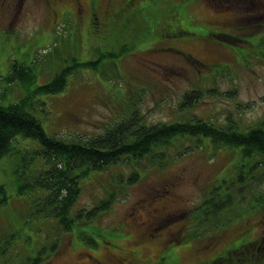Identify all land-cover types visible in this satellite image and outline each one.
<instances>
[{
    "label": "rangeland",
    "instance_id": "374dc122",
    "mask_svg": "<svg viewBox=\"0 0 264 264\" xmlns=\"http://www.w3.org/2000/svg\"><path fill=\"white\" fill-rule=\"evenodd\" d=\"M80 1L85 3L87 0ZM123 1L111 0L114 5H120ZM249 1L251 6L257 4L264 8V0ZM74 2L76 11L71 8ZM217 2L194 0L188 5V9L195 19L214 22L217 28L232 24L238 17L245 18L256 10L248 8L244 0H221L218 2L220 5H217ZM84 7L81 3L79 6L77 0H0V91H4L0 92V104L14 102L16 96L21 94V86L11 88L8 92L4 90L7 89L4 77L10 71L14 60L34 62L35 84L38 85L51 80L63 67L89 59L90 48L95 44L106 48L113 39L112 47H115V50L119 48V37L122 35L119 36L116 30H110L115 25H111V21L107 24L111 14L101 15L98 12V19L106 25H101L96 28L97 32L92 33L89 26L93 13ZM156 8L159 9V6ZM151 12L153 14L144 19L147 28L152 27V22L158 20L160 11ZM260 20L254 27L258 28L259 23L264 24V20ZM262 27L264 28V25ZM199 29L201 30V27ZM105 30L111 35H106ZM137 33L139 32H134V35L138 38ZM258 35L259 33H256L254 41ZM191 39L187 42L173 40L169 44L197 56L204 62L217 63L214 68L203 70V66L194 67L193 59L190 60L181 53L177 54L170 48L161 49L158 45L145 48L147 44L158 42V39L153 37L154 41L149 40V43L144 45L137 44L124 56L112 60L104 58V62L100 66L97 65L98 69L82 66L72 69L73 74L69 75L63 93L37 95L35 99L38 105L33 112L48 134L64 139H86L100 134L107 126L105 124L111 125L126 117L122 114L121 107L127 103L126 106L131 103L137 106V109L145 114L146 122L202 119L218 127L234 123L239 129H243L260 118L263 119L264 45L254 50L240 45L243 49L235 56L232 50L223 47L227 41L220 39L221 41L215 43L204 39ZM160 44L165 46L167 42ZM92 53L98 57V52ZM100 69L102 72L98 71ZM196 88L201 91L200 97L193 100L191 105L181 107L179 104L183 95ZM1 95L5 98L1 99ZM201 138L203 143L199 145L194 142L195 137L189 136L180 146L171 144L168 149L171 160L162 167L152 166L144 158L137 165L127 159L111 164L102 171L89 172L80 182L75 211L83 207L89 208L104 198L105 190L111 186L110 182L121 184L114 189L117 191V199L110 209L97 219L95 228L87 226L97 244L91 245L80 240L75 228L69 233L72 236V244L70 236H58L55 254L49 252L39 264H87L91 254L102 264H172L171 260L175 262L177 256L180 261L178 264L195 263L200 258L213 256L232 239L231 243L247 241L244 231L251 225H255L250 228L253 237L258 238L264 233V220H258L264 219V210L255 213V209L259 208L250 204L257 199L253 197L264 195V179L238 184L239 189L231 192L232 195L238 193L239 198L224 208V215H239L238 217L213 231L207 230L202 237L189 235V213L193 206L201 203L211 192L210 186L214 185L213 182L219 183L224 174L235 173L230 171L231 168L227 164L236 159V154L224 148L214 147L208 137ZM17 144L20 148L27 146L30 149L36 145L29 140L14 139L13 145ZM38 160L40 159L37 158L35 163ZM16 163L13 155L3 158L0 162V186L3 187L0 198L8 196L7 201H0V239H7L9 242V235L16 230L15 237L20 248H15L9 243L10 250L0 253V264H26L25 259L20 257L25 255L27 250L32 251L44 245L43 241L47 236L45 233L56 235V231H50L49 222H42L41 217L31 219L28 216L27 211L29 212L36 192L31 193L32 198H21L16 194L13 181ZM135 165L141 176L137 181L126 185L127 175ZM32 166L33 164L30 165L29 172L34 173L38 164L34 168ZM171 176L178 177L179 182L176 185L177 196L168 201L169 208L176 207L181 210L158 218V224H164L161 229L154 231L157 240L146 241L147 244L144 243L139 250L140 255L133 253L136 257L130 260L131 252L128 248L133 246L131 240L140 228L133 222L135 207L139 200L150 199L158 191L166 190L162 185ZM233 178L237 180V177ZM13 200L20 201V207L14 209ZM157 201L158 199L153 201V205H157ZM36 224L45 227H42L44 231L35 233L33 227ZM246 225L248 226L242 230ZM169 232L174 236L170 237L165 248L164 261L154 262L163 247L162 239L169 238ZM26 236L30 237V240ZM180 237L183 240L176 241V238ZM209 239L213 241L210 242ZM117 244L121 246L120 250L116 249ZM142 244H135L133 248ZM79 246L86 248L77 249ZM114 249L119 250V254L114 256ZM247 253L250 255L251 252L244 254L242 264H264V253L256 258L247 257Z\"/></svg>",
    "mask_w": 264,
    "mask_h": 264
},
{
    "label": "trees",
    "instance_id": "16d2710c",
    "mask_svg": "<svg viewBox=\"0 0 264 264\" xmlns=\"http://www.w3.org/2000/svg\"><path fill=\"white\" fill-rule=\"evenodd\" d=\"M193 1L124 0L120 5L119 3H115L114 5L111 0H87L85 3L77 0L79 6L81 3L85 6L86 10L93 13L89 26L92 33L97 32L96 28H100L101 25H106V23H101L97 13L100 12L101 15L111 14L107 24L111 21L110 24L115 25L110 30H116L119 32V36L122 35L119 37L118 49L115 50V47H112L111 43H113V39H111L106 48L95 44L90 48L91 57L89 59L74 62L71 66L63 67L51 80L38 85L35 84L34 62H20L16 60L12 62L10 71L4 77L5 83H7V89L4 90L8 92L11 88L21 86V94L16 96L17 99L14 102L5 105L0 104V162L3 158L10 155H13L17 160L13 172L16 194L21 196V198L23 196L32 198L31 193L36 192L35 198L32 200L33 205L30 204L27 214L29 213L28 216L31 219L41 217L42 222H49L50 231H56L57 235L45 233L47 236L43 241L44 245L32 251L27 250L26 254L20 257L25 259L26 264H39L41 259L45 258L49 252L54 255L59 242L58 236L65 234L70 236L72 244V236L69 233L71 234V231L75 228L80 240L91 245L97 244L87 226L91 225V227L95 228L97 219L105 214L117 199V191L114 189H117L121 184L119 185L116 181L114 183L110 182L111 186L105 190L104 198L89 208L83 207L75 211V204L80 193V182L89 172L102 171L111 164L127 159H131L137 165L144 158L152 166H156L157 168L162 167L167 165L171 160L170 153L168 152L169 146L171 144L175 146L182 145L187 136L195 137L194 142L198 143L197 145L203 143L201 137H208L214 147L224 148L236 154V159L231 160V163L228 162L227 164L231 168L230 171L233 170L235 173L233 175L224 174L221 176L219 183L215 184L213 182L214 185L210 186L211 192L201 203L193 206L190 211L189 235L202 237L207 230L213 231L215 228L222 227L228 221L238 217L239 215L236 217L224 215L226 213L224 208L228 207L234 199L237 200L239 198L238 193L232 195L231 192H236L240 184L243 185L248 182L264 179V118H260L254 124L247 125V128L243 129H239L233 122V125L230 123L218 127L212 122L202 119L146 122L145 114L141 113L137 109V106L132 103L126 106L127 103L126 105L124 104L125 106L123 105L124 107H121L123 110L122 114L126 117L115 121L111 125L105 124L107 126L104 127V130L100 134L86 139H64L48 134L33 112L34 108L38 105L37 99H35L37 95L63 93L68 84L69 75L73 74L72 69L77 66L91 67L94 70L98 69L97 65L100 66L104 62V58L105 60H112L115 57L124 56L137 44L144 45L149 43V40L152 41L153 37L157 38L158 40L156 41L158 42L147 44L145 48L151 45H158L161 49L170 48L177 52V54L181 53L184 57L190 60L193 59L194 63L192 66H199L201 68L203 66V70L206 68L212 69L217 63L204 62L197 56L187 53V51H182L178 47L175 48L169 42L171 43L173 40L187 42L190 38H192L191 40L198 38L199 40L204 39L217 43L221 39L227 41L225 43L226 46H221L228 47L234 52L235 56L239 55L243 49L240 45L248 46L251 50L264 45V28L262 27L264 24L259 23L258 28L254 27L260 19L264 20V8L262 9L261 6L257 4L251 6L249 0H244L248 8L256 9L254 10L255 12H251L245 18L244 16L238 17L235 22L227 26L224 25L222 29L221 27L217 28L214 22H202L195 19L188 9V5ZM214 1L217 2L216 0ZM220 1L218 0V2ZM218 2L217 5L219 4ZM157 6H159V9L156 8ZM71 8L76 11L77 6L75 2ZM156 10L160 11L157 16L158 20L151 21L152 27L147 28L144 19L146 16L149 17L153 14L151 11ZM113 12H116V14L112 15ZM247 20L249 23H247ZM199 27H201V30ZM260 30L263 31L260 32ZM105 32L106 35H111L108 30H105ZM134 32H139L137 33L138 38L134 35ZM256 33H259V35L254 41ZM220 34L225 36L222 37ZM163 42H167V45L162 46L160 43ZM93 51L98 52V57L92 53ZM98 71L102 72L101 69ZM7 94L5 93V95ZM200 95L201 91L199 89H192L183 95L179 105L181 107L191 105V102L198 99ZM2 98H5V96L1 95ZM14 139L18 141L29 140L36 145H33L34 147L31 149L27 146L20 148L19 144L13 145ZM37 158L40 160L35 163ZM32 164V168L38 164V169L34 173L29 172V167ZM136 165L132 166V171L127 175L126 185L140 178L141 175L137 171ZM234 176L237 177V180L233 178ZM171 181H174L175 184H170ZM178 182V177L171 176L162 185L166 190L158 191L150 199L143 198L139 200L135 207L136 211L134 213L135 216H133V222H136L141 229H138L131 242L133 246L139 243L143 244L135 249L133 246L128 248V251L131 252V257H128L130 260L136 257L133 253L140 255L139 250L146 241L149 242L150 239H154L152 241L154 242L157 240L154 231L161 229L164 224L163 222L159 225L158 218L175 214L181 210L176 207L170 209L168 203L170 199L172 201L177 196L176 185ZM1 190H3L2 186H0ZM164 194L170 196L169 200L160 205L158 201ZM259 196L253 197L257 199L250 204V206L256 205L259 208L255 209V213L264 210V195ZM7 198L8 196H4L0 198V201H7ZM156 199H158V204L154 206L157 211L152 209L154 206H148V202L152 201L153 203ZM19 203L20 201L16 202L13 200L12 207L17 209L20 207ZM146 207L148 208L146 209ZM51 222L53 225H51ZM92 222L96 223L93 224ZM260 223L258 224L260 225ZM247 226L243 227L242 230ZM253 226L255 225L249 226L244 231L246 233L245 237L248 239L247 241L231 243L232 239L228 242L227 246L221 248L213 256L200 258L195 263L182 264H242V259L246 252H251L250 255L247 253V257L256 258L257 255L264 253V233L258 238L253 237L250 229ZM42 227L36 224L33 229H35V233H38L41 230L44 231ZM262 229L264 232V228ZM108 232H114V230H108ZM16 235V230H13L9 235V242L7 239H0V253L4 250H10L11 245L15 248H20L19 243L16 241ZM18 235H21V231L20 233L18 232ZM167 235L169 238L165 237L162 239L163 247L155 257V260H153L154 262L158 261V263H161L164 261L165 248L168 245L170 237L174 236L172 232L167 233ZM26 237L30 240V237ZM179 239L183 240L180 237L176 238V241ZM75 241L76 239L73 240V242ZM208 241L212 242L213 239H209ZM9 243H11L10 246ZM118 244L115 246H117L116 249L119 248L120 250L121 246L119 247ZM76 248L85 249L86 247L79 246ZM116 249H114V256L116 253L119 254V250ZM87 261V264H102L93 254H91L90 259ZM171 262L172 264H178L180 262L178 256L175 262L173 260Z\"/></svg>",
    "mask_w": 264,
    "mask_h": 264
},
{
    "label": "flooded vegetation",
    "instance_id": "af4514ba",
    "mask_svg": "<svg viewBox=\"0 0 264 264\" xmlns=\"http://www.w3.org/2000/svg\"><path fill=\"white\" fill-rule=\"evenodd\" d=\"M177 180V179H176ZM170 184H175V182L174 181H171L170 182ZM170 196L168 195H165L164 194V196L162 195V197H161V199L158 201V203L160 204V205H163L164 204V202L166 203L169 199ZM166 200V201H165ZM149 203V207H152V201H150V202H148ZM148 207H146V209H147ZM152 209H154L155 211H157V209H156V207L154 206Z\"/></svg>",
    "mask_w": 264,
    "mask_h": 264
}]
</instances>
